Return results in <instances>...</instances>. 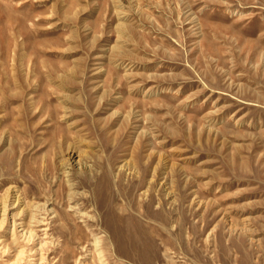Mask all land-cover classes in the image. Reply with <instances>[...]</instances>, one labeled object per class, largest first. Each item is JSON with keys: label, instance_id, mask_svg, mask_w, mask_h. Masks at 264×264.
<instances>
[{"label": "rangeland", "instance_id": "1", "mask_svg": "<svg viewBox=\"0 0 264 264\" xmlns=\"http://www.w3.org/2000/svg\"><path fill=\"white\" fill-rule=\"evenodd\" d=\"M121 3L0 0V196L45 264H264V0Z\"/></svg>", "mask_w": 264, "mask_h": 264}, {"label": "bare ground", "instance_id": "2", "mask_svg": "<svg viewBox=\"0 0 264 264\" xmlns=\"http://www.w3.org/2000/svg\"><path fill=\"white\" fill-rule=\"evenodd\" d=\"M121 2L122 0H114V3L120 5ZM65 156L66 158L61 160V172L66 179L68 189L71 191L74 187L70 175L72 165L75 162L80 166L81 160L78 159L79 156L73 150ZM70 200L72 199L70 198ZM51 213L53 212L48 210L47 202L43 205L30 204L28 206L21 192L15 187L7 188L4 194L0 196V226L2 228L6 226L10 230L12 249L15 251L13 254L14 261L9 264H45L39 255V248H41L43 240L48 238L50 228L48 216ZM24 217L27 218V222L23 221ZM36 246H38L37 249H35ZM4 254H7V251H4ZM27 254L31 255V258L28 259ZM245 264H250L247 259Z\"/></svg>", "mask_w": 264, "mask_h": 264}]
</instances>
